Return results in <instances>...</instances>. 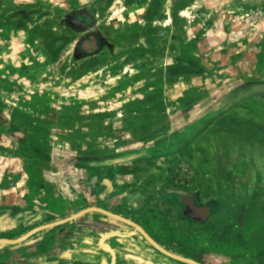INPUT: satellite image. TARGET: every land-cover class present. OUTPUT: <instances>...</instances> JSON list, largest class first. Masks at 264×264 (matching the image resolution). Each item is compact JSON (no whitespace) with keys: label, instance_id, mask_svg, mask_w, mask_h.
Segmentation results:
<instances>
[{"label":"rangeland","instance_id":"1","mask_svg":"<svg viewBox=\"0 0 264 264\" xmlns=\"http://www.w3.org/2000/svg\"><path fill=\"white\" fill-rule=\"evenodd\" d=\"M76 10L114 57L74 58ZM107 206L176 255L264 264V0H0V218ZM47 232L0 264H186L100 211Z\"/></svg>","mask_w":264,"mask_h":264},{"label":"flooded vegetation","instance_id":"2","mask_svg":"<svg viewBox=\"0 0 264 264\" xmlns=\"http://www.w3.org/2000/svg\"><path fill=\"white\" fill-rule=\"evenodd\" d=\"M62 24L64 25V27L67 30H69V31H71L77 35V37L74 39V43H75V45H74V58L75 59L82 60V59H87V58H95L96 56L101 55L103 52H105V53L108 52L109 57H114L113 56L114 54L112 51L113 45L110 43L108 38H105V36H103V34L99 28V24L97 22V19L94 16H92L90 13H88L87 10H76V11L70 12L69 14H67L63 18ZM104 183L107 184V181H104ZM188 197H189V195H188ZM140 201L141 200H138L137 202L140 203ZM137 202H136L135 206L139 205ZM218 204H219L218 199L212 198V199L208 200L207 202L201 203L199 205L194 206V204H191L188 208H186V212L192 220L198 221V220L203 218V216L205 215L204 212L208 213V211L211 210L210 213H208V214L214 213V210H216ZM87 209H90V208H87ZM102 210L104 211V212H102V215L105 218V220L111 219L115 222L123 224L127 228L131 229V231L134 232V234H138L140 237H143V239H145V241H147L150 244V246H153L159 252L166 254L167 256L175 259L176 261L186 263V264H191L189 262L178 260L177 258H174V257L168 255L167 253H165L164 251L160 250L159 248H157L156 246H154L151 243V241L147 238V236L150 237L157 245H159L161 248H163L166 252H168L170 254H173V255L181 257V258L193 260V261L200 263V264H204L198 258H195V259L186 258L183 256L176 255L173 252H170L166 247H163V245L156 239L155 235L152 232H150L145 227V225L139 223L138 221L132 220V218H130V217H124L122 215L115 214L109 209L108 206L105 208H102ZM82 211H84V210H82ZM82 211H80V212H82ZM80 212H78V213H80ZM78 213H76V214H78ZM76 214L66 216L64 218H60L59 220H57V221L55 220L54 222H47L45 224H41L40 226H37L33 229H29L28 231L23 232L18 236L15 234V230L17 227L15 219L11 218L10 216H5L4 218H0V231L7 233V236L0 237V245L2 243H5V242H1V240H7V242L5 244L9 247V249H13V248L18 247L20 245L25 246L26 243L30 239L35 237L36 235L41 237V239H44L45 238L44 236L47 235L46 233H48L47 231H50L53 229H58L59 227L71 224L74 220H77L78 218L71 220V221L69 220V221L64 222V223L56 224V223L68 220ZM112 215L119 216L124 220L115 218ZM40 227L43 229H41L37 233L30 235L28 238H26V236H28V234L31 231H33L37 228H40ZM128 233L129 232H123L122 230H114V231L109 230L106 232L108 237L109 236H117V237L122 236L123 237L124 235L128 236L129 235ZM52 235H54V234H52ZM23 238H26V239L22 241ZM48 238H47V240H49ZM47 240H45V241H47ZM18 241H20V242H18ZM87 242H89V241H87ZM107 244H106V247L109 248L108 245H110V244H108V245ZM110 252H111V250L109 249L110 258L113 259L114 255H113V253L111 254ZM128 257L131 260H134L136 262H140V263L143 262L145 264L150 263L149 260H147L143 257L136 256L134 254H129ZM111 262L112 261L110 260V263Z\"/></svg>","mask_w":264,"mask_h":264},{"label":"water","instance_id":"3","mask_svg":"<svg viewBox=\"0 0 264 264\" xmlns=\"http://www.w3.org/2000/svg\"><path fill=\"white\" fill-rule=\"evenodd\" d=\"M93 211L104 212L101 208H90V209H86V210H84V211H82V212H80V213L74 215L72 218H70V219H68V220H65V221H62V222H59V223H56V224L64 223V222H67V221H69V220H70V221H71V220H74V219H76V218L81 217L82 215H85L86 213L93 212ZM112 216L115 217V218H118V219L124 220V219H122V218L119 217V216H116V215H112ZM53 225H54V224H53ZM50 226H51V225H50ZM46 227H47V226H46ZM41 229H43V228L40 227V228H37V229L31 231V232L28 234V236H26V238H28L30 235H33V234L37 233V232L40 231ZM146 236H147V235H146ZM26 238H23L22 241L25 240ZM147 238L151 241V243H152L154 246H156V247L159 248L160 250L164 251V252L167 253L168 255H170V256H172V257H174V258H177L178 260H182V261H185V262H189V263H191V264H200V263H197V262H195V261H193V260H189V259L181 258V257L175 256V255H173V254H170V253L166 252L163 248H161L159 245H157V244H156V243H155L150 237L147 236ZM1 242H5V243H6L7 240H1ZM18 242H20V241H18Z\"/></svg>","mask_w":264,"mask_h":264}]
</instances>
